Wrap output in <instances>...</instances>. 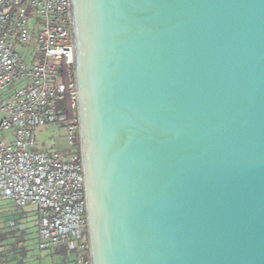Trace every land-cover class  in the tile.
<instances>
[{
  "label": "water",
  "instance_id": "1",
  "mask_svg": "<svg viewBox=\"0 0 264 264\" xmlns=\"http://www.w3.org/2000/svg\"><path fill=\"white\" fill-rule=\"evenodd\" d=\"M89 264H264V0H70Z\"/></svg>",
  "mask_w": 264,
  "mask_h": 264
},
{
  "label": "built area",
  "instance_id": "2",
  "mask_svg": "<svg viewBox=\"0 0 264 264\" xmlns=\"http://www.w3.org/2000/svg\"><path fill=\"white\" fill-rule=\"evenodd\" d=\"M74 60L70 0H0V198L34 214L39 251L71 247L89 264L80 153L34 137L60 120L56 101L76 110ZM67 132L79 135L78 119Z\"/></svg>",
  "mask_w": 264,
  "mask_h": 264
},
{
  "label": "rangeland",
  "instance_id": "3",
  "mask_svg": "<svg viewBox=\"0 0 264 264\" xmlns=\"http://www.w3.org/2000/svg\"><path fill=\"white\" fill-rule=\"evenodd\" d=\"M39 57H43V55L39 54ZM55 106L57 110H61L64 107V102L56 101ZM34 137L39 150L47 152L57 151L61 154L79 152V135L69 137L67 122L64 120L60 119L47 126L35 128ZM25 210L19 209L11 202L0 198V238H3V241L0 242V250L13 248L16 251L22 247L23 243L24 248H28L30 257H38L46 263L52 261L55 258L54 255H51L48 251L38 250L34 231L36 230L34 214ZM23 220L26 221L23 222ZM25 235L27 237L25 242H23V236ZM60 247L65 248V246Z\"/></svg>",
  "mask_w": 264,
  "mask_h": 264
},
{
  "label": "crops",
  "instance_id": "4",
  "mask_svg": "<svg viewBox=\"0 0 264 264\" xmlns=\"http://www.w3.org/2000/svg\"><path fill=\"white\" fill-rule=\"evenodd\" d=\"M25 211L30 212L29 210ZM22 215L24 214L22 213ZM25 221L23 220V222ZM34 231L36 233V230ZM26 237L27 235L23 236V242H25ZM47 251L51 255H54L55 258H53L52 261L46 263L45 261L43 262L40 260L38 257H30L28 254V248L25 249L22 243V247L16 251L13 248L0 250V264H77L75 251L71 247H56Z\"/></svg>",
  "mask_w": 264,
  "mask_h": 264
},
{
  "label": "trees",
  "instance_id": "5",
  "mask_svg": "<svg viewBox=\"0 0 264 264\" xmlns=\"http://www.w3.org/2000/svg\"><path fill=\"white\" fill-rule=\"evenodd\" d=\"M58 111H59L58 116H59V118L61 120L66 121L67 124H69V125L76 124V121H77L76 110L71 107V105H70V103L68 101H65L63 109L58 110ZM84 235H85V239H86V242H87L86 230L84 232ZM2 241H3V238H0V242H2ZM87 255H88V253H87ZM86 259L88 260V256H86Z\"/></svg>",
  "mask_w": 264,
  "mask_h": 264
}]
</instances>
